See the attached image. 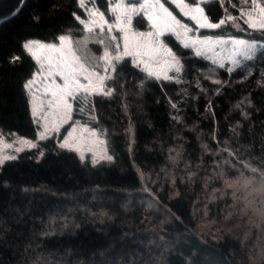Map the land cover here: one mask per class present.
Masks as SVG:
<instances>
[{
    "label": "trees",
    "instance_id": "trees-1",
    "mask_svg": "<svg viewBox=\"0 0 264 264\" xmlns=\"http://www.w3.org/2000/svg\"><path fill=\"white\" fill-rule=\"evenodd\" d=\"M211 10L214 16L223 14L219 4ZM59 26L60 0H0V130L5 134L35 136L22 87L33 62L21 45L28 39L52 41ZM230 33L249 38L248 33L232 28L225 34ZM180 50L187 61L185 84L153 82L142 95H133L129 88L126 96L97 104L102 126L114 133V165L94 168L84 163L83 178L62 182L30 180L17 160L0 166V264H125L132 260L136 264H185L192 253H196L192 256L195 264H254L248 258L250 249L236 233H229L228 243L214 245L215 251L206 248L198 238L206 239L207 234L197 227L200 222L193 219L192 204L207 202L210 195L205 179L214 175L213 157L201 145L217 148L212 140L214 129L217 140L239 148L246 163L264 165V86L260 83L264 57L248 62L252 73L247 79L243 69L231 74L217 69L228 85L216 95L217 86L202 79L208 92L201 94L191 82L212 66L192 51ZM14 55L22 56V61L11 63ZM185 88L187 96L182 95ZM248 99L254 107L243 108L251 113L245 118L236 105ZM170 100L178 109L171 107ZM209 100L214 117L206 110ZM173 116L181 117L182 123L173 121ZM74 118L83 119L79 113ZM237 123L236 132L231 131ZM129 126L131 135L126 134ZM177 137L183 138L184 155L173 165L168 150L179 143ZM43 143L46 156L60 154L56 140ZM29 153L36 158L35 150ZM140 170L159 173L160 199L183 224L170 222L155 207L146 208L137 175ZM189 172L196 173L191 180ZM172 178L181 193L177 198H170ZM210 207L213 213L220 203L212 202ZM162 231L167 233L163 240Z\"/></svg>",
    "mask_w": 264,
    "mask_h": 264
},
{
    "label": "snow or ice",
    "instance_id": "snow-or-ice-1",
    "mask_svg": "<svg viewBox=\"0 0 264 264\" xmlns=\"http://www.w3.org/2000/svg\"><path fill=\"white\" fill-rule=\"evenodd\" d=\"M213 4H219L222 15L212 14ZM16 11L18 13L19 9ZM71 16L74 25L52 41L28 39L21 45L24 54L33 62L22 87L36 132L33 138H27L14 132L6 136L0 130V166L17 160L20 153L32 150L39 161L45 156L47 147L43 142L53 140L57 141L58 150L77 154L81 163H90L94 168L114 165L116 154L111 149L114 133L102 126L97 115L98 103L126 96L129 88L133 89V95H142L153 82L185 84L188 68L185 53L180 49L192 51L195 57L208 60L212 66L191 82L201 94L208 92L202 79L217 86L214 89L216 95L228 85V81L219 78L217 69H224L229 74L243 69V78L247 79L252 73L248 62L264 57V0H75ZM229 28L248 33L249 38H225ZM90 45L98 46L99 52L92 53ZM21 61L20 55H14L10 60L13 64ZM260 83L264 86V80ZM182 95H188L186 88ZM169 102L173 109H178L176 102ZM127 107L125 104V110ZM236 107L242 109L243 117L250 118L251 113L243 108L254 105L248 99ZM206 110L214 117L211 100ZM76 113L83 119L74 118ZM172 119L182 123L179 116ZM238 126L239 123L231 131L236 132ZM131 133L129 126L126 134ZM177 140L179 143L168 150L173 165L184 155L183 138L177 137ZM212 140L217 144L216 149L208 144L201 145L202 150L213 157L214 175L205 179V188L208 179L223 185L231 191L236 206L244 210L250 201H240L239 195L256 189L257 185L264 194V165L256 167L246 163L239 148L217 140L215 129ZM132 143L130 139V154ZM221 143L223 147H220ZM86 154L91 155L87 157ZM189 167L186 163L185 168ZM137 175L146 208L155 207L170 222L183 224L182 218L160 199L159 173L151 175L140 170ZM195 175V172H189L188 179ZM175 185L176 180L172 178L170 198L181 195ZM216 191L212 189L213 195ZM211 203V198L207 202L194 201L192 216L193 219L208 217L206 223L215 227L206 239L198 238L206 248L215 251L214 245L229 242L233 226L220 223V217L212 214ZM230 215L225 214L224 220L227 221ZM244 219L264 231V207L249 209ZM204 226L197 225L198 228ZM166 235L162 231L160 239ZM193 255L196 253L189 255L185 264H195ZM261 255L264 256V245ZM248 258L253 259L251 253ZM125 264L136 262L125 261Z\"/></svg>",
    "mask_w": 264,
    "mask_h": 264
},
{
    "label": "rangeland",
    "instance_id": "rangeland-1",
    "mask_svg": "<svg viewBox=\"0 0 264 264\" xmlns=\"http://www.w3.org/2000/svg\"><path fill=\"white\" fill-rule=\"evenodd\" d=\"M73 10H75V0H60L59 34L74 25L71 16ZM228 36L247 38L245 36H237L231 33L225 34V38ZM89 47L92 53L99 52L98 46L90 45ZM5 135L7 136V134ZM29 154V151L20 153L17 161L19 162L24 175L30 180L39 182H62L75 181L84 177V171L82 169L84 163L79 161L77 154L61 151L58 155H45L39 161H37L36 158L32 159ZM86 155L87 157H90L91 154ZM212 189H217L215 195H213ZM206 190L210 192L208 199L211 198L212 202L216 204L220 203V207L213 209L214 212L212 214L220 217V223L222 225L226 224L233 226L229 233H236L240 236L242 244L250 249V253L253 257L252 262L254 264H264V256L261 255V246L264 245V231L244 219L245 212L249 209L255 210L264 207V194L259 191V185H257L256 189L244 191L242 195L238 194L240 201L246 203L250 201L244 210H240L236 206V201L233 199L231 191L225 189L223 185H218L214 180H208ZM229 205H232V207H229ZM228 213H231V215L228 220L225 221L224 215ZM198 219L200 225H205L204 227H201L202 232L208 234L209 231H215L213 225L206 223L209 219L208 217H200Z\"/></svg>",
    "mask_w": 264,
    "mask_h": 264
}]
</instances>
